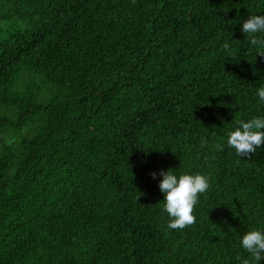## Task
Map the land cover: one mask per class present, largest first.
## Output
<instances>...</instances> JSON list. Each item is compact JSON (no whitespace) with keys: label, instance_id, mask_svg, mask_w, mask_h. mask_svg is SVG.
Returning <instances> with one entry per match:
<instances>
[{"label":"trees","instance_id":"obj_1","mask_svg":"<svg viewBox=\"0 0 264 264\" xmlns=\"http://www.w3.org/2000/svg\"><path fill=\"white\" fill-rule=\"evenodd\" d=\"M252 15L264 0H0V264L250 258L264 145L248 159L227 139L264 117ZM169 169L209 182L182 230Z\"/></svg>","mask_w":264,"mask_h":264},{"label":"clouds","instance_id":"obj_2","mask_svg":"<svg viewBox=\"0 0 264 264\" xmlns=\"http://www.w3.org/2000/svg\"><path fill=\"white\" fill-rule=\"evenodd\" d=\"M241 31L257 48V56L264 57V15L249 16L243 22ZM222 47L225 51L229 50L227 42ZM256 95L259 102H264V86L257 90ZM227 145L235 150L238 157L251 159L257 148L264 145V117H253L247 122L241 120L236 130L228 133ZM156 175L151 174L153 179H156ZM159 175L162 177L158 187L163 194V212L169 217L167 227L182 230L192 226L196 220L193 215L195 205L199 196L208 189V179L201 174H182L177 178L171 169L162 170ZM240 243L250 257L243 259L242 264H258L264 260V232L249 231L243 235Z\"/></svg>","mask_w":264,"mask_h":264}]
</instances>
